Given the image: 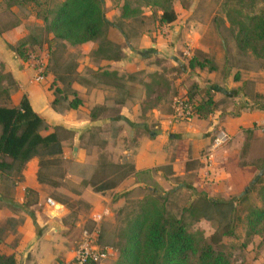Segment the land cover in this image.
<instances>
[{
  "label": "rangeland",
  "instance_id": "rangeland-1",
  "mask_svg": "<svg viewBox=\"0 0 264 264\" xmlns=\"http://www.w3.org/2000/svg\"><path fill=\"white\" fill-rule=\"evenodd\" d=\"M63 1L32 0L21 4V6L10 7L14 0H0V31L22 28L23 33H26L25 39L30 35L39 38L40 45L28 48L29 58L27 61L33 63L35 77L37 75L43 77V80L38 83L48 89L52 100H56V104L53 107L51 105L52 110L61 115H69L68 120L72 123H75L73 120H83L87 116V111L80 109L74 111V114L71 113L64 99H71L69 92L73 91V85L83 86V79H85L83 77L87 76L89 82L94 86L110 84L116 89L112 93L110 91L105 99L110 108L105 109L104 106L92 110L87 108L89 113L93 111L97 118L95 119L96 124L88 131L75 133L65 126H46L41 131V134L45 136L57 128V134L62 140L63 152L57 158L59 165L46 172V175L50 176V180L58 182V187L54 188L48 184L38 183L39 160L37 158L29 161L19 174H16L15 171L9 175L0 174V195L8 201L14 200L15 197L23 198L20 206L13 204L15 207H11L0 203V207H4L15 216L0 222V227L2 226L7 232L4 241L7 240L8 243L2 245L6 253H11L16 243L22 238L23 222L26 220L25 215L27 214L35 215L38 211L40 215H46L48 211L52 214L51 218L54 219L60 208L58 205L66 208L61 220L60 235L62 238H66L65 241L70 249H76L82 239L83 230L89 231L93 228L94 223L90 218L92 215L108 210L107 215L98 222L97 231H103L102 242L109 244L116 231L123 226V216L118 218V212L126 208L132 210L137 201L150 197V193L154 192L156 197H168L165 205L174 215H179L181 209L187 206L194 196L206 193L205 191L198 192L192 187L195 173L174 176L170 168L166 167L159 172L145 173L137 177L129 174L114 190L96 193L102 194L103 199L110 200L111 203L98 199L97 205L91 208L80 198L82 191L89 187L88 183H95L97 187L103 176L113 177L111 174L116 172V169L111 165H116V168L124 169L127 172L132 167L131 154L125 155L124 149L131 148L134 141L127 142L122 135L124 125L113 122L104 123L102 120L104 117H109L110 120L115 119L119 106L126 102L134 108L140 105L143 110L160 109L172 115L173 100L186 96V88L190 86V82L201 89L193 94L191 100L198 102L203 99V89H209L212 83L205 85L201 80L205 79L206 74L212 72H208L207 69L201 70L204 72L202 75L198 73L199 70L190 72L187 63L192 57L196 56L199 60L207 58L215 65L216 69L213 71L215 82L221 85V90L226 96L223 98L218 96L215 99V95L212 94L216 102L214 111L216 113L213 112L211 117L219 114V119L220 116H225L227 113L230 117L239 116L241 112L250 113L264 105V60L257 59L250 54L243 56L236 52L232 31L223 11V4L226 1L231 3V7L236 8L239 0L235 2L231 0H169L176 14V20L166 26L158 24L160 11L147 5L149 0H129L130 8L133 11L132 17L129 19L120 17L121 7L125 0H102L105 20L109 27L106 28L101 41L94 43L92 53L91 51L90 53L85 52L82 45L72 47L54 41L51 35L40 34L42 20L37 19L36 14L42 13L46 7L54 8ZM258 1L260 5L256 6V9L261 7L264 9V3L261 0ZM140 41L143 42L140 43ZM107 44L110 45L109 48L104 46ZM143 44L147 45L143 50L150 51L152 46L156 49L157 53L147 52L145 58L139 60L142 64L151 61L149 65L152 64L158 68V72L152 74L156 75L158 85H154L151 89L145 88L144 81L150 82L149 79L152 76L146 74L145 70L121 74L119 78L105 76L107 73L113 74V72H108L110 66L107 63H102L103 61L100 59L109 57L114 60L126 59V57L137 59L134 53L132 56L128 54L127 48L132 45L135 50H138ZM194 44L202 50L192 47ZM99 47H103L102 54L95 55ZM229 74H231L233 82L234 78H237V82L226 83ZM60 78L65 79V83L68 80L71 81V86L67 88L62 85ZM200 84L204 87L199 86ZM233 84L238 87L229 88ZM219 85L215 88H218ZM144 88L146 89V98L140 104ZM56 89H59V93L54 96ZM232 92L234 94L229 95ZM238 95L243 96L241 98ZM4 101L3 92L0 90V103L4 104ZM260 112L264 113V111ZM191 120L177 121L176 123ZM220 127L222 128L221 125L216 127L215 131ZM218 130H223L228 135L223 128ZM216 132L211 135V143ZM228 137V143L217 151L226 150L230 168H237L239 172H229L227 179L232 183H230L232 186H235L230 194L229 192H220V186H218L220 182L216 185L214 181L209 183L212 186L215 185L212 189L214 194L211 197L214 200L238 199L240 188L250 181L247 184L249 187L260 175L262 168L264 171V126L251 124L246 128H240L237 137L229 135ZM63 143L65 144L63 145ZM74 146L78 147L77 154L80 157L83 155L90 157L91 164L82 163L83 160L79 164L73 163L76 157L72 152ZM209 148L210 146L206 153ZM204 159L207 164L208 158L205 156ZM59 174H62L63 177L60 178ZM205 195L208 197L207 193ZM47 199L52 200L56 206L53 208L48 206ZM39 201L44 204V209L33 206ZM25 204L29 205L26 212H20ZM259 205L256 188L237 207L240 219L243 220L247 209ZM216 228V223L208 221H200L193 226V230L202 232L205 239L212 235ZM251 241L252 238H245L243 221L242 223L237 222L235 236L222 240V245L230 255L232 264H252L249 259H253L252 262L258 260L259 253L254 249V244H250ZM110 252L117 254L111 248Z\"/></svg>",
  "mask_w": 264,
  "mask_h": 264
},
{
  "label": "trees",
  "instance_id": "trees-1",
  "mask_svg": "<svg viewBox=\"0 0 264 264\" xmlns=\"http://www.w3.org/2000/svg\"><path fill=\"white\" fill-rule=\"evenodd\" d=\"M29 1L32 0H14L10 7L21 6ZM261 1L264 3V0ZM230 4L226 1L223 4V11L232 31L236 52L243 56L250 54L257 59L264 60V9L262 7L256 9L260 2L239 0L236 8L231 7ZM147 5L160 11L158 17L160 26L171 25L176 20V14L169 0H149ZM132 14L129 0H125L121 7L120 17L129 19ZM36 18L42 20L40 34L51 35L54 41L72 47L101 41L106 28L109 27L105 20L102 0H64L54 8L46 7L42 13L36 14ZM38 39L30 35L27 39L24 38L18 42L12 49L22 61L26 62L29 58L28 48L41 44ZM104 46L110 47L109 44ZM102 48L99 47L95 55H101ZM105 60L114 59L109 57ZM187 64L190 72L204 69L213 72L216 69L207 58L199 60L196 56L192 57ZM105 76L117 78L115 73H107ZM59 80L67 88L71 86V81L68 80L65 83V79L60 78ZM156 80V75H152L150 83L146 85L147 89L158 85ZM234 80L237 81V78ZM200 90L196 84L190 82L184 99L192 107L197 119H206L216 110V102L212 96V88L203 89L201 101H192L193 94ZM57 93L59 89H56L54 96ZM69 94L71 99H64L67 102V108L77 110L82 105V101L74 90ZM55 104L54 99L52 107ZM258 110L264 111V105ZM90 117H96L93 111ZM46 126L44 120L33 111L25 96L21 98L17 107H8V102L0 106V174L9 175L12 171L19 174L29 161L37 158L39 160L38 183L48 184L54 188L59 186L58 182L49 179L50 176L48 177L46 172L59 165L57 158L63 152L62 140L57 134V128L43 136L41 131ZM111 166L116 169V172L111 174L112 178L107 175L103 176L97 187L95 183L87 184L95 193L114 190L129 174L137 177L165 169L163 167L136 173L132 167L127 172L116 168V165ZM59 177L62 178V174H59ZM263 178L262 168L260 175L236 200H214L205 194H197L187 206L181 209L179 215H174L167 209L165 203L168 197H156L152 192L149 194L150 197L137 201L132 210L126 208L118 212V218L123 216V226L116 231L109 244L102 242L103 231H98L97 245L100 248H111L117 252L118 256L114 264H232L230 255L222 245V240L235 236L237 222L242 223L243 221L246 239L258 237L259 247L264 246ZM256 188L260 205L247 209L241 220L237 207ZM28 206L23 205L21 211L26 212ZM200 221L217 224L216 230L207 239L204 238L202 232L193 230V226ZM6 233L1 226L0 245L3 244ZM0 264H16V262L13 255L0 254Z\"/></svg>",
  "mask_w": 264,
  "mask_h": 264
},
{
  "label": "crops",
  "instance_id": "crops-1",
  "mask_svg": "<svg viewBox=\"0 0 264 264\" xmlns=\"http://www.w3.org/2000/svg\"><path fill=\"white\" fill-rule=\"evenodd\" d=\"M21 29L12 28L10 31H0V90L3 92L5 98L4 102H8V107H17L21 98L25 96L33 111L44 120L48 127L65 126L75 133L88 131L96 124L95 119L97 118H91L90 115L92 111L89 113L87 108H90V110L102 106H104L105 109L110 108V105L106 104L107 101H105V99L110 91L111 93L115 91L116 87L110 86V84L94 86L89 82L87 76L83 77L85 78L83 79V86L73 85V90L82 101V105L77 110H71V113L74 114V111L83 109L87 111V116L80 121L73 120L75 123H72L68 120L69 115H61L52 110L51 104L53 100L50 97V92L46 87H43L40 83L35 81L33 63L22 61L18 57L16 51L12 49V47H15V45L26 36V33H23ZM141 42L143 41H140V43ZM145 46L147 45L143 44L138 50H135L132 45L127 48L129 51L128 54L132 56V53H134L137 59L126 57V59L120 60H100L103 61L102 63H107V65L110 66L108 72H115V74H118H116L117 78H119L121 74L142 72L143 70L146 71V74L152 75L155 74L154 72H158V68L152 66V64L149 65L151 61H146L142 64L139 59H144L147 52H157L154 46H152V50L150 49V51L143 50ZM82 47L85 48V52L90 53L91 50L94 51V43H87L82 45ZM192 47L202 50L196 44L192 45ZM198 73L202 75L204 72L199 70ZM215 80V74L212 72L211 74H206L205 79L201 81L205 83V85L212 83L209 89L210 87L213 89L211 92L215 95V99L218 96L221 98L226 97L225 93L221 90V85L216 83ZM228 82L234 83L237 81L233 82L231 74H229L226 78V83ZM149 83L150 82L147 80L144 81L145 88H147L146 85ZM196 83L199 84L198 81H196ZM217 85H219L218 88H215ZM199 86L204 87L202 84ZM237 87L238 85L233 84V86L229 88ZM145 88L142 90L141 101H139L140 104H142L146 98ZM233 94V92L229 93V95ZM238 96L242 98L243 95ZM3 105L4 104L0 103V106ZM218 115L219 114H216L213 117L210 115L206 119L194 118L189 122L176 123L172 120L170 114L160 109H152L151 111L143 110L140 108V105L134 108L131 104H127L126 102V104L119 106L115 119L110 120L109 117H104L102 120L107 124L113 122L124 125L122 135L127 142L134 141L131 148L124 149L125 155L128 153L131 154V166L134 172L137 173L167 167L174 173V176L195 173L196 176L192 187L197 189L198 192L205 191L208 197L211 198L214 194L212 193V189L218 182H220L218 184V186H220V192H229L230 194V191L235 186H232V183L227 179L229 177V172H239L237 168H230L226 150L214 152L211 159L206 164L204 157L206 156L207 148L211 144L212 133L223 128L230 137H237L240 128H246L251 124L264 126V113L258 110H254L250 113L241 112L239 116L234 115L233 117H230L227 113L225 116H220L219 119ZM218 124L221 125L222 128H217L215 131V128L219 126ZM64 144L65 143H63V145ZM78 150L77 146L72 147V152L76 155L73 163L76 162V164H79L83 160L82 163L91 164L90 157L86 155L80 157L77 154ZM132 176L134 175L132 174ZM211 181H214L215 185H210L209 183ZM249 182L250 181L246 182L244 187L240 188L237 195L238 197L244 193ZM39 198L41 199V196ZM80 198H82L83 202L88 206L93 208L97 205L98 199H103V195L96 194L91 188L87 187L82 191ZM103 201L107 203L110 202V200L106 199H103ZM22 202V197L20 199L15 197L14 200L8 201V199L0 195V203H5V205L11 207H13V204L20 206ZM43 205L44 204H41L39 201L33 206L37 208L43 207L44 209ZM58 206L60 208L54 219L51 218L52 214L48 211L46 215H40L38 211L35 215L22 214L26 217V220L23 222L22 238L16 243L11 253H6L3 249L4 246H2L4 244H1L0 254L13 255L16 264H58L70 260L75 249H70L65 241L66 238L64 239L60 235V230L62 229L61 220L63 214L66 212V208L61 205ZM9 217L13 218L15 216L10 214L4 207H0V222H3ZM92 217L93 215L90 217L91 220ZM8 240L10 241V239ZM3 243L7 244L8 242L6 240ZM259 243L260 239L258 237L252 238L250 242V244H254V249L259 253L258 260L252 262L253 259H249L252 264L264 263V246L259 247ZM116 259L117 254H112L110 252L108 259L102 261L100 264H113Z\"/></svg>",
  "mask_w": 264,
  "mask_h": 264
},
{
  "label": "built area",
  "instance_id": "built-area-1",
  "mask_svg": "<svg viewBox=\"0 0 264 264\" xmlns=\"http://www.w3.org/2000/svg\"><path fill=\"white\" fill-rule=\"evenodd\" d=\"M43 80L41 75L35 77V81L40 82ZM171 118L173 121H184L196 118L192 107L186 102L184 98H175L172 103V115ZM229 141L228 135L223 130H218L212 139V143L206 153L208 158L207 162L211 159V155L218 149L225 146ZM46 204L51 208L55 207L56 204L50 200H46ZM108 210L103 211L100 214H95L92 217V222L94 223L93 228L89 231L83 230L81 233V238L79 243L76 246V249L73 253V256L68 261H63L58 264H100L102 261L106 260L110 248H100L96 244L97 240V228L98 222L106 216Z\"/></svg>",
  "mask_w": 264,
  "mask_h": 264
}]
</instances>
